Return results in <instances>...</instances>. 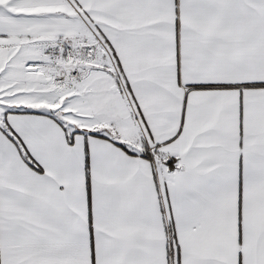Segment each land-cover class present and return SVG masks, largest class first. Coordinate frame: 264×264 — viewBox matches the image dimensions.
<instances>
[{"label": "snow or ice", "instance_id": "obj_1", "mask_svg": "<svg viewBox=\"0 0 264 264\" xmlns=\"http://www.w3.org/2000/svg\"><path fill=\"white\" fill-rule=\"evenodd\" d=\"M0 264H264V0H0Z\"/></svg>", "mask_w": 264, "mask_h": 264}]
</instances>
